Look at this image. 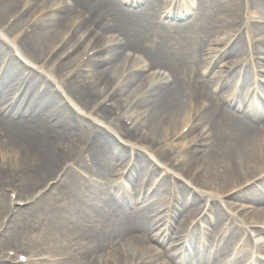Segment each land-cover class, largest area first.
I'll return each instance as SVG.
<instances>
[{
    "label": "bare ground",
    "instance_id": "bare-ground-1",
    "mask_svg": "<svg viewBox=\"0 0 264 264\" xmlns=\"http://www.w3.org/2000/svg\"><path fill=\"white\" fill-rule=\"evenodd\" d=\"M174 1L0 0V264H264V0Z\"/></svg>",
    "mask_w": 264,
    "mask_h": 264
},
{
    "label": "rangeland",
    "instance_id": "rangeland-1",
    "mask_svg": "<svg viewBox=\"0 0 264 264\" xmlns=\"http://www.w3.org/2000/svg\"><path fill=\"white\" fill-rule=\"evenodd\" d=\"M195 1V5H197L199 2H201V0H194ZM142 5L140 4V3H138V4H136V5H134V6H124L125 8H128V9H133V10H136V9H139L140 7H141ZM251 13H253V12H251ZM250 15V14H249ZM185 19H187L188 20V18H185ZM161 22L162 23H167L168 25H174V24H180V23H182L183 21H173V20H167V19H164V17L161 19ZM250 23V25H251V23L252 22H249ZM262 37H264V35L262 36ZM262 57L264 58V56L262 55ZM239 60H241L239 57H237V56H227V57H225V58H221V59H219L218 61H220L219 63H218V65H220V66H224V65H226V64H229L230 62L231 63H233V62H235V61H239ZM217 61V62H218ZM258 62V61H257ZM250 62H248L247 63V65H245V70H246V66H248V64H249ZM218 65H217V67H218ZM216 69V68H215ZM5 73L6 74H8L10 77H12V78H14V77H19V75L18 74H14V72L7 66L6 67V70H5ZM260 75H262L263 76V74H260ZM19 78H21L22 79V77H19ZM257 79V81L259 80V79H261L260 77H255V79H253V81H251V82H249V84H248V86H247V89L248 90H252L253 89V84H254V87L256 86V88L258 89H260V92L264 95V86H262V85H258L257 84V82H256V84H255V80ZM22 93V92H21ZM20 95V94H19ZM219 95H220V93H218L217 92V94L215 95L214 94V96L215 97H218L219 98ZM21 96H22V94H21ZM48 99V101H49V104H50V106L51 107H54L55 108V105L56 104H54V103H56L55 102V100L52 98V97H50V98H47ZM28 100V99H27ZM221 104H223L222 102H220ZM59 104V103H58ZM57 104V105H58ZM63 102H61V104H59V111H60V114H62L63 113V110H64V107H63ZM96 110H97V107L95 108V109H93V110H91V112H90V114L92 115V116H94L95 115V113H97L96 112ZM47 111V110H46ZM48 112V111H47ZM49 112H50V109H49ZM43 113H44V111H43ZM76 117H77V119L78 120H80L82 123H84V124H87V121L85 120V119H80V117H78L77 115H75ZM56 120H62V118L59 116V117H57L56 118ZM111 123V122H110ZM119 124L121 123V121H119L118 122ZM134 153H139V152H137V151H135ZM133 153V154H134ZM142 156V155H141ZM126 158L127 157H129V153H127V155L125 156ZM126 161V160H125ZM161 172H160V170H158L157 172H156V174L152 177V179L154 180V179H156V180H161L162 178H163V176L165 175H161L160 174ZM113 181V180H112ZM168 182H169V180H168ZM170 182L172 183H174L173 185H174V188L176 189V190H182L183 188H182V182H178V181H171L170 180ZM54 185V182H50V185H49V187H52ZM172 188V187H171ZM8 195H9V193H8ZM7 195V196H8ZM6 199H8V198H6ZM6 206H5V209L10 205V203H8V201L6 200ZM28 202H24V201H17L16 202V208H23L26 204H27ZM203 205H204V202H199L198 203V206H200V207H203ZM1 207V206H0ZM3 207V206H2ZM9 208V207H8ZM177 208H180L181 210H183V206L182 205H178L177 204ZM1 209V208H0ZM207 209L208 208H206V211H207ZM205 211V212H206ZM202 217V216H201ZM199 218L200 217H198V218H194V220H192L191 222H194L195 224L196 223H198L200 220H199ZM8 219H9V216L8 217H6L5 218V216L4 215H0V226H2V224H6L7 222H8ZM199 220V221H198ZM30 222V224H31V226H32V222H34L32 219H30V221H28V223ZM200 223V222H199ZM261 223H264V222H261ZM34 224V223H33ZM194 224V225H195ZM208 227V224H207V221H205V220H202V223H200V226H199V228L202 230V229H204V231H206V228ZM34 230H36V227H35V229H33V230H27L25 233L28 235L29 234V232H32V231H34ZM2 231V229H0V232ZM191 232H194V231H191ZM208 233V232H207ZM193 234H195V232L193 233ZM190 237H191V235H192V233H189L188 234ZM252 235H254V234H252ZM173 236H176V234L175 235H173ZM177 236H181V234L179 233V234H177ZM184 236H187V234L186 235H184ZM27 236L25 235V237H24V241H25V238H26ZM170 237H172V235L170 236ZM194 238V237H193ZM172 239V238H171ZM164 240H165V242H156V243H154L155 244V246L157 247V248H159L160 249V251H162V252H164V249H166V247H167V245H169L168 243H169V241H168V238L167 239H165L164 238ZM210 240V239H209ZM256 240H264V236H259L258 238H256ZM208 243V242H207ZM209 246H208V248L207 249H211V247H212V245L213 244H211V241H209ZM19 246H21V244H19ZM4 240L0 237V257H2V256H7V255H9L10 257H11V254H12V252L11 251H5V252H3L4 251ZM24 253V252H23ZM24 254H26V253H24ZM28 255V254H27ZM14 261H18L17 259H13Z\"/></svg>",
    "mask_w": 264,
    "mask_h": 264
}]
</instances>
